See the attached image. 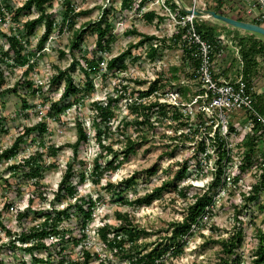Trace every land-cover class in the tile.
I'll use <instances>...</instances> for the list:
<instances>
[{
  "label": "rangeland",
  "instance_id": "obj_1",
  "mask_svg": "<svg viewBox=\"0 0 264 264\" xmlns=\"http://www.w3.org/2000/svg\"><path fill=\"white\" fill-rule=\"evenodd\" d=\"M68 1L76 12L72 23H69L68 19H64L61 13L66 7L65 0H54L48 12L57 25L44 48L36 50L38 40L44 31V25L41 23L36 26L34 34L29 37V43L23 51L34 64L27 78L33 81L35 87H43V93L34 96L27 95L29 107L26 110L21 108L22 102L17 95L7 93L0 96V117L3 118L7 128L6 133L0 134V150L10 146L14 139L22 134L25 126H31L43 120L47 123L48 128V133L44 134L43 141L46 145L53 144L59 146L60 149L55 157L44 154L42 159L45 164L54 162L55 167L45 173L41 181L42 186L39 188L30 180L10 175L7 166L18 162L36 150V142L39 140L36 136L37 133L24 137L17 155L7 162L0 163V220L6 228L11 230L12 234H17L39 222V219H35L36 217H33L32 213L20 221L17 220L16 214L27 206V200L31 196H34L31 203L32 210L50 207L49 200L52 199L66 164L72 157V148L69 144L76 139L75 122H82L89 139L79 147L77 152V160H80V163H76L74 166L75 177L72 179L74 184L78 180L76 175L81 172L90 173L93 158L99 154L100 150L102 151V165L109 160H115V163L120 160L124 141L130 137L138 144L134 152L121 160L117 169L113 172L107 170L98 184L93 183L90 177L82 184H77L78 195L91 197L95 200L96 206L93 211V221L86 230L87 238L75 248L67 245L64 251L69 254L71 259H80L81 247L85 246L100 258L110 260L108 264H129L126 260L112 255L111 251L101 242L96 229L104 223L116 225L118 223L116 214L118 212L127 213L132 217L133 223L143 230L138 238L139 242L151 246L163 240L169 232V224L173 221H180L185 215L187 204L193 200L192 195L202 193L214 178L217 157L211 147L209 137H207L213 134L214 129L212 128V131L207 134L204 127H199L198 133L192 141L183 142L181 139H169L175 134L188 133L189 130L197 127L194 120L199 109L196 104H191V101L194 98L192 93L198 90L199 84L189 78V75L186 76V74H191L192 69L184 61L181 47L173 45L170 40L175 25L162 8V0H148L140 10L136 9L138 0H135L133 7L124 11L120 10L121 0ZM180 1L184 2V6H189V0ZM9 2L13 8H16L24 0H9ZM147 11H153L164 19L159 21L157 17H154L149 21L143 16ZM11 16L12 14H7L4 19H0V31L7 36L14 34L23 36V22L36 17L37 13L32 11L30 14L23 15L19 21H13ZM101 18L113 24L114 40L110 44L109 51L103 53V61L100 62L99 70L90 75L94 91L89 98L74 104L62 114L59 121H53L46 115L49 104L44 105L43 96H48L53 101L58 100L64 82L60 81L57 86L50 87L49 80L52 75L56 74L57 69L68 68L72 61H77L79 65H75L71 75L75 85H82L84 75L80 66L85 64L83 58L95 57L96 33L88 28L81 41L78 42V47L72 50L71 46L75 33L77 34L81 29L89 27V23ZM245 19L248 20V18ZM61 20H64V25ZM262 25L264 26V24ZM133 30L156 36L157 39L152 41L157 45L156 56L150 58L147 54L149 46L144 44L130 49L131 55L126 56L123 60L125 66L123 69L120 70L117 67L112 70L106 69V62L109 59L123 52L140 38L137 34L130 33ZM224 44H226V61H229L233 55L229 38L224 39ZM7 48L6 38L0 36V51ZM60 51H63L65 55L60 56ZM215 66L221 72V62H217ZM0 67L4 75L2 89L11 87L22 77L23 71L26 69V65L1 64ZM236 68L234 66L226 75L235 79ZM173 76L177 77V80H174ZM156 79H159L161 84L157 92L149 97L141 98L138 94L146 90L148 85ZM139 81L143 83L139 84ZM253 85L257 93L264 94V66H261L259 75L253 80ZM183 87H188L190 90L187 94L189 100L183 99L179 91ZM21 95H24L23 90ZM109 96L116 99L114 105L116 116L111 120L110 133L107 138L103 139V144L109 145L112 149L111 152H108V149H102L98 140L95 139L93 122L96 113L92 108L93 101H105ZM73 99L71 97L69 100ZM156 99L159 102L180 105L181 111L190 116L191 125L178 126L169 117L164 119L158 113L150 115L152 126L147 123L144 125L136 123V121L142 120V116H138L135 111H132L130 105L134 102L147 104ZM139 112L142 110L140 109ZM234 117L238 122L237 131L239 134L227 137L231 155V161L227 163L224 173L227 183L215 190L208 214H205L202 219L206 225L194 230L187 239L183 254L179 258L169 260V264H220V258L225 255L216 241H224L232 232L238 230L242 233L244 241L235 250L236 260L229 262L230 264H253L254 251L259 241L256 229L264 231V190L256 201L244 205L246 202L242 198V194L248 192L251 184L257 178L254 173L255 167L251 166L241 174L237 181L233 179L237 172V165L245 154L246 149L241 146V142L243 133L247 131L244 128L245 117L240 114ZM100 127L102 129V124ZM200 140L205 141L209 157H205L202 153L194 155L196 143ZM263 147L264 142L257 146L255 152L257 160L264 151ZM184 161H187V172L182 180H176L175 173L180 170L181 163ZM198 164L201 165L198 166ZM153 165L157 166V170L154 174L149 175L147 169ZM131 176H135V182L124 183V180ZM172 178V185L163 190L150 205L133 204L134 199L151 192L153 188L160 186L162 181ZM6 179L9 183L19 186V191L14 186L5 191L2 186H5ZM109 183L113 187H109ZM120 184L121 186H119ZM176 186L186 188V198L177 195ZM40 192H43L42 196L47 197L46 201L41 202L40 195H38ZM126 201L131 204L125 203ZM65 203L64 197L63 200L56 203V206L63 207ZM245 206L246 208H244ZM75 222L76 220L72 218L65 219L63 223L69 228H74L73 233L77 235L79 231L75 229ZM12 238L14 239V237ZM9 239L10 237L0 229V244H2L0 258H2L3 264H38L26 251L12 248ZM51 241V239L46 240L47 244ZM17 244L20 245L18 242ZM59 247L58 243H53L46 251L35 252L34 255L46 257L48 254H52L55 256ZM228 258L232 260L234 257L231 255ZM92 264H96V261Z\"/></svg>",
  "mask_w": 264,
  "mask_h": 264
},
{
  "label": "trees",
  "instance_id": "obj_2",
  "mask_svg": "<svg viewBox=\"0 0 264 264\" xmlns=\"http://www.w3.org/2000/svg\"><path fill=\"white\" fill-rule=\"evenodd\" d=\"M54 0H24V2L16 8L10 4L9 0L0 1V19H4L5 15L12 14L11 18L13 21H19L21 16L30 14L32 11L37 13V16L23 22L24 34L19 35H5L0 31V36L6 38L8 48L6 50L0 51V66L1 64H7L9 66H23L26 65V69L23 71L22 77L17 80L11 87L2 89L4 84V75L2 70H0V96L7 93H13L17 95L21 102V108L26 110L29 105L26 99L27 95H36L43 93V87L34 86L32 80L28 79V74L33 68V61L30 57L23 53L26 49V45L29 43V37L34 34L35 28L39 24L44 25V31L41 34L36 50L39 51L44 48L45 43L51 36L53 30L56 28V22L51 17L52 15L48 12L51 8L52 2ZM148 0H138L137 10H140ZM168 6L173 11H178L180 14H185L182 7L175 2V0H165ZM207 2L211 0H206ZM216 6L222 7L226 5L228 0H212ZM135 0H121L120 10L131 9L134 5ZM65 10L62 13L64 19H68L69 23H72L73 17L76 16V12L70 1L65 0ZM213 10L219 14L229 16L227 13L219 10L218 8ZM210 6H206L209 9ZM145 18L151 21L154 17H157L159 21L164 19L162 16L156 15L153 11H147L143 14ZM238 20H243L237 18ZM253 22V21H252ZM62 25H64V20H61ZM260 24V23H259ZM89 27L81 29L77 34L75 33V38L71 46L73 48L78 47V42L81 41L83 34L89 29L96 33V50L95 57L91 59L83 58L84 65L80 66V69L84 75L81 86L74 84L71 72L75 69V65H79L77 61H72L68 68L57 69L56 74L52 75L49 80V86H57L60 81L64 82L63 89L58 100L53 101L48 98V96H43L44 105L48 103V108L46 115L50 117L53 121H59L60 116L64 114L69 108H71L76 103H81L83 99L89 98L94 91V85L90 75L96 73L99 70L100 62L103 61V53L108 52L110 49V44L114 40V35L112 34L113 24L103 18L88 24ZM219 25H223L222 30L219 29ZM195 27L198 33H200L204 38L208 39L214 45L213 59L216 60L212 66L214 71V76L216 78H226L229 79L230 70L236 66V77L241 74L243 79L248 83V86H254L253 80L259 75L261 66H264V38L256 33L245 31L232 27L221 21H210L208 18H196ZM61 28V27H60ZM130 33L137 34L140 38L134 44H130L127 49L118 55L112 57L106 62L105 68L112 70L114 67L118 69H123L125 66L123 60L126 56L131 55V48L142 46L148 44V56L154 58L157 54V45L153 44V40L157 39L154 35H148L144 33L137 32L136 30ZM24 38V39H23ZM225 38H229L232 46L233 55L229 61L225 54L226 44H223ZM170 40L173 45L181 47L182 57L186 61L187 66L191 70L189 78L194 79V71L197 67V60L190 56L188 49L185 47L183 42V32L182 29L173 31L170 35ZM219 50H223L221 56H217L216 53ZM34 54V53H33ZM32 54V55H33ZM60 56L65 55L63 51L59 52ZM135 58V57H133ZM221 62V72L216 68V63ZM224 64H226L224 66ZM1 69V67H0ZM174 80L177 77L173 76ZM233 80V79H232ZM159 79L151 82L147 89L140 92L138 95L142 97H149L156 93L158 88L161 86ZM139 84L143 83L141 81ZM22 90L24 95H21ZM183 99L189 100L187 94L189 93L188 87H183L180 90ZM199 89L195 90L192 95L193 97L198 94ZM73 97L74 99L70 101L69 99ZM255 109L264 116V94L256 93L254 94ZM116 99L109 96L105 101H93L92 108L95 110V139L98 140L99 146L102 149H108L111 152L112 149L109 145L103 144V139L107 138L111 129V120L116 116L114 105ZM131 110L139 116H142V120L137 122L138 124H149L152 126L153 123L150 120V115L153 113H158L162 118L169 117L178 126L191 125L189 122L190 116L184 114L181 111L180 105L170 104L166 102H159L156 99L153 102L142 104L141 102L131 104ZM140 106V107H138ZM183 106V105H182ZM140 109L142 112H139ZM170 111V112H169ZM159 116L157 117V119ZM209 118H205L202 112H197L194 120V124L197 126L193 130H189L188 133L181 132L175 134L169 139L171 140H182L192 141L193 137L198 133L199 127H204L209 134L213 128V122L208 124ZM3 118L0 117V134L6 133V124L3 122ZM158 121V120H157ZM102 124V129L100 127ZM76 139L73 143L69 144L72 148V157L69 162H67L65 170L61 176V179L57 185V189L53 192V197L49 200L50 207L48 208H38L32 210L31 203L33 202L34 196H31L27 200V206L18 211L16 214L17 220L20 221L23 218L29 217L32 213L35 219H39V222L33 224L26 230H21L19 233H11V230L6 228L0 220V229L10 237L9 244L12 248H20L26 251L33 260L38 264H92L96 261V264H108L110 260H105L100 258L95 252H90L85 246L81 247V256L79 258L71 259L69 254L65 253L67 245L71 248H75L83 243V240L87 238L86 230L88 225L93 221V211L96 206L95 200L87 195H78L77 184H82L88 177L95 184L100 182L103 174L107 170L113 172L118 168L121 160L127 158L130 153L135 151L137 142L130 137L125 139L124 149L121 150L122 158L115 163V160H109L104 165H102L101 150L98 155L93 158L92 169L89 174L81 172L77 177V182L73 183V177H75L74 166L76 163H80L77 160V152L79 147L86 143L89 139L87 132L85 131L82 122H75ZM233 130V127L229 126V133ZM213 134L209 137L211 147L213 151L216 152V162L214 169V178L207 184L206 189L202 193H195L192 195V202H189L185 209V215L180 221H173L169 224V232L166 234L163 240L156 242L155 244L148 246L142 242L138 241L140 233L143 232L136 224L133 223L132 217L127 213L116 214L118 223L112 225L109 223H104L96 229V233L101 239V242L111 251L112 255L119 257L120 259L126 260L129 264H169V260L179 258L185 249L187 239L192 235L195 229H198L202 225H206L203 222V216L208 214L209 207L212 204V198L214 196L215 190L219 187L226 185V179L224 176L225 167L227 163L231 161L230 148L228 147L227 137L221 136L218 129L212 131ZM32 133H37L38 141L36 142V150L26 157L21 158L18 162L12 163L7 166L10 175L17 177L19 179H26L32 181L37 188L42 186L41 181L44 178L45 173L54 168V162H49L45 164L43 162V155L46 154L50 157H55L60 149L59 146L53 144L46 145L43 141L45 133H48L47 123L43 120L31 126H25L23 128L22 134L18 135L12 144L3 150H0V163L2 161L7 162L14 158L20 145L24 141V137H28ZM142 138V137H141ZM35 141V140H34ZM262 138L259 136H252L250 134L246 135L241 142L245 150V154L242 157L240 163L237 165V172L234 174L235 181H237L241 174L245 173L247 168L255 166L256 173L255 177L257 180L251 184L247 193L242 194V198L247 203L256 201L264 190V153L261 160L255 158V152L257 150L258 144H261ZM202 153L205 157H209L208 148L205 141L200 140L196 143L194 155ZM115 156V155H114ZM116 157V156H115ZM187 161L181 163L180 170L175 173L176 180H182L184 174L187 172ZM201 164H198L200 166ZM157 170V166L153 165L147 169L149 175L154 174ZM258 173V171H260ZM172 179H167L162 181L160 186H157L151 190V192L145 193L143 196H139L134 199L133 204L150 205L154 199H156L163 190L167 189L172 185ZM6 184L4 190H10L13 186L19 191V186L11 184L8 180H5ZM135 182V176H131L124 180V183L130 184ZM109 187H113L112 184H108ZM121 186V184L119 185ZM178 187V188H177ZM177 195L182 198L187 197V190L184 187L176 186ZM114 192V190H113ZM43 192H40L41 202L47 200L45 195L42 196ZM65 197L66 203L63 207L56 206V203L63 200ZM131 204V202H125ZM8 205V204H7ZM6 205V207H7ZM246 208V206L244 207ZM75 219V229H78V234L74 235V228H69L64 225L65 219ZM256 235L258 237V244L254 251L255 258L253 264H264V231L262 229H256ZM14 237V239L12 238ZM12 238V239H11ZM52 240L47 244L46 240ZM244 237L242 233L234 231L228 236L224 241H216L220 245V250L225 256L220 258V264H230V262L236 260L235 250L243 243ZM20 243V245L17 244ZM53 243H58L60 245L59 249L55 252V256L48 254L46 257H40L34 255L35 252L46 251L49 245ZM2 244H0V247ZM233 256L234 258L230 260L228 256ZM230 261V262H229ZM0 264H3L2 258H0Z\"/></svg>",
  "mask_w": 264,
  "mask_h": 264
},
{
  "label": "built area",
  "instance_id": "obj_3",
  "mask_svg": "<svg viewBox=\"0 0 264 264\" xmlns=\"http://www.w3.org/2000/svg\"><path fill=\"white\" fill-rule=\"evenodd\" d=\"M2 1V0H0ZM243 6L239 9L241 14L248 18L249 22L264 27V0H242ZM176 2V1H175ZM206 0H189L188 9H205ZM161 6L168 17L174 22L175 29L179 28L183 32V42L188 49L190 56L197 60V67L194 71V80L199 84V92L194 96L191 104H196L204 117L209 118L208 122H213V129H218L221 136L238 135L237 119L235 115L240 114L245 117L242 140L246 135L259 136L264 142V116L254 107L255 91L254 86L248 83L239 74L235 79L216 78L212 66L216 60L213 59L214 45L200 33L195 27L196 18H200L193 12L180 14L173 11L165 0L161 1ZM179 7H181L179 5ZM260 23V24H259ZM224 44V41H223ZM219 50L217 56L223 54ZM233 130L229 133V126ZM264 150V147H263ZM264 151L262 152L263 155ZM262 155L259 160L262 159ZM264 166V164H261ZM254 166V165H253ZM255 167V166H254ZM256 173V168L254 170ZM258 171V173H260Z\"/></svg>",
  "mask_w": 264,
  "mask_h": 264
},
{
  "label": "water",
  "instance_id": "obj_4",
  "mask_svg": "<svg viewBox=\"0 0 264 264\" xmlns=\"http://www.w3.org/2000/svg\"><path fill=\"white\" fill-rule=\"evenodd\" d=\"M178 5H180L185 12H193L195 15H197L200 18H212L215 20H219L225 24H228L232 27L242 29L245 31L253 32L256 33L264 38V27L249 22V21H243V20H238L229 16H225L222 14H219L215 12L214 10H209V9H188L185 8L180 0H175Z\"/></svg>",
  "mask_w": 264,
  "mask_h": 264
},
{
  "label": "crops",
  "instance_id": "obj_5",
  "mask_svg": "<svg viewBox=\"0 0 264 264\" xmlns=\"http://www.w3.org/2000/svg\"><path fill=\"white\" fill-rule=\"evenodd\" d=\"M182 3H184L182 1ZM206 3V6H210L209 10H213L214 8H216V4L214 3V1H209V2H205ZM243 6V1L242 0H228V2L226 3V5H223L222 7H217L219 10L227 13L229 15V17H232V18H241L243 19V21H247L245 18V16H243L241 14V12L239 11V9ZM206 9V8H205ZM209 20L212 19V18H208ZM249 20V19H248ZM212 22H214V20H210ZM223 25H219V29L222 30V27ZM226 79V78H225ZM229 79H232V76L229 77ZM255 91V89H254ZM256 92V91H255ZM257 93V92H256Z\"/></svg>",
  "mask_w": 264,
  "mask_h": 264
}]
</instances>
